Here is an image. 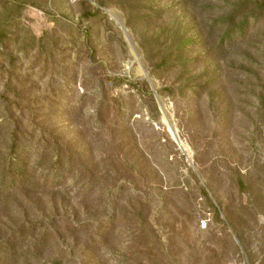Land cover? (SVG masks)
<instances>
[{
  "label": "rangeland",
  "instance_id": "1",
  "mask_svg": "<svg viewBox=\"0 0 264 264\" xmlns=\"http://www.w3.org/2000/svg\"><path fill=\"white\" fill-rule=\"evenodd\" d=\"M19 147L0 237L37 227L0 264H264V0H0Z\"/></svg>",
  "mask_w": 264,
  "mask_h": 264
},
{
  "label": "trees",
  "instance_id": "2",
  "mask_svg": "<svg viewBox=\"0 0 264 264\" xmlns=\"http://www.w3.org/2000/svg\"><path fill=\"white\" fill-rule=\"evenodd\" d=\"M239 32H242L241 28L238 30L235 29L234 31L235 34ZM15 146L16 145H14L13 149L15 148ZM18 149L15 151V153L11 155L0 157V159H2L0 160V203H5V201L7 202L8 201L7 199L9 198V196H11L10 193L13 190H16L17 187H22L29 180L27 179L29 174H28V169L26 168V164L22 163V161L19 160L20 151H21L20 147ZM81 153H83V151ZM56 162L59 167L57 168V172L51 171V172H47V174L45 175V177H48L50 176V174H52L51 178H49L51 179V181L58 179L61 176L60 175L61 169H63L62 167L64 166L61 158H59ZM46 182H48L47 178L44 179L45 184ZM91 185H88L86 188H90ZM57 217L58 215L54 213L52 216V220H49V224H46L47 225L46 229L42 233V239H40L35 244V247H33L34 250L40 249L41 244L48 241L49 237L52 236L53 232L48 227L53 228L54 221L55 219H57ZM86 220L87 222L89 221L88 219ZM83 225H84L83 223L80 224V226ZM36 227L37 226L35 224L25 221L24 223L17 225V227H15L10 232L9 235H4L3 237H0V254H2L6 258H10L14 260H16V258H18L19 255L26 254V250L22 251L21 254H18L19 253L18 238L19 237L22 238L25 233L31 231L32 229H35ZM71 229L72 228L69 227V224H66L60 230L54 229V233L58 235V233L61 232L62 233L69 232L70 234L72 233Z\"/></svg>",
  "mask_w": 264,
  "mask_h": 264
},
{
  "label": "bare ground",
  "instance_id": "3",
  "mask_svg": "<svg viewBox=\"0 0 264 264\" xmlns=\"http://www.w3.org/2000/svg\"><path fill=\"white\" fill-rule=\"evenodd\" d=\"M109 12H110L111 17L114 18L115 20H117L118 23H119L120 25H122V20H121V18H120L118 15H116L115 13H113V12H111V11H109ZM123 29H124V28H123ZM124 31H125V29H124ZM126 34H127V37H128L127 39H128V41L130 42V44H131V46H132L133 52H134V54H135V56H136V59H139L138 51H137V49L135 48V46H134V44H133V41H132L130 35H129L128 33H126ZM139 72H141V73H145L144 68H143L142 65L139 67ZM164 115H165L166 121L168 122L170 132L172 133L173 136H175V131H174V129H173L172 124H171L170 121H169L168 116H167L166 114H164Z\"/></svg>",
  "mask_w": 264,
  "mask_h": 264
},
{
  "label": "water",
  "instance_id": "4",
  "mask_svg": "<svg viewBox=\"0 0 264 264\" xmlns=\"http://www.w3.org/2000/svg\"><path fill=\"white\" fill-rule=\"evenodd\" d=\"M157 100H158V102H159V104H160L161 108H163L162 102H161V100H160V98H159V97H157Z\"/></svg>",
  "mask_w": 264,
  "mask_h": 264
}]
</instances>
